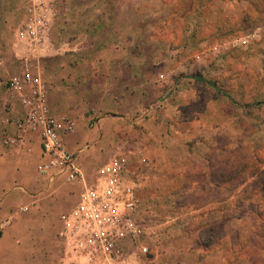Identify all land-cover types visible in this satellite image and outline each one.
<instances>
[{"label":"rangeland","instance_id":"obj_1","mask_svg":"<svg viewBox=\"0 0 264 264\" xmlns=\"http://www.w3.org/2000/svg\"><path fill=\"white\" fill-rule=\"evenodd\" d=\"M40 1L47 26L33 49L17 39L30 0H0L1 104L18 106L9 82L25 60L49 104L71 53L125 51L135 73L145 69L162 85L121 124L124 148L105 141L118 150L110 160H128L139 198L146 234L134 245L149 247L151 264H264V0ZM54 117L77 130L74 117ZM87 117L93 128L94 112ZM53 224L59 236L61 217ZM29 238L26 256L37 264ZM54 249L55 264L69 260L62 237ZM18 250L8 248L0 264H20Z\"/></svg>","mask_w":264,"mask_h":264},{"label":"crops","instance_id":"obj_2","mask_svg":"<svg viewBox=\"0 0 264 264\" xmlns=\"http://www.w3.org/2000/svg\"><path fill=\"white\" fill-rule=\"evenodd\" d=\"M116 49L114 46L99 52L71 53L70 61L57 70V80L48 88L51 113L77 120V130L64 136V143L70 153L76 154L88 184L118 151L117 147L105 144L106 139L117 140L119 147L124 148L128 142L122 141L125 128L122 131L121 124L134 122L133 117L142 112L151 94L160 91L162 86L145 69V72L135 73L128 58L127 61L123 58L127 53ZM9 109L10 106L7 108L0 102V216L12 218L0 243V256L8 248L18 250L16 245L30 236L35 255L33 262L43 264L46 260L47 264H55L54 246L62 237V231L56 236L54 217H61L77 204L83 183L70 184L61 178L42 175L38 170L40 136L38 133L20 135L15 124L21 114L19 104L13 106V112ZM89 111L97 118L93 128L88 126ZM7 138L18 145H7ZM87 142H90L88 149L84 147ZM44 244L53 250L43 249ZM22 246L18 250L20 264H30L25 252L27 247L24 243Z\"/></svg>","mask_w":264,"mask_h":264},{"label":"built area","instance_id":"obj_3","mask_svg":"<svg viewBox=\"0 0 264 264\" xmlns=\"http://www.w3.org/2000/svg\"><path fill=\"white\" fill-rule=\"evenodd\" d=\"M44 10L42 1L30 0L25 29L17 35L18 41L33 49L43 39L47 26ZM9 90L22 107L15 121L20 135L38 133L40 136L39 172L70 184L83 183L77 204L61 215L62 238L69 255L63 264H151L149 247L134 245V241L146 234V228L137 217L139 198L129 176L128 160L111 159L97 170L94 181L88 184L77 156L67 150L62 140L63 135L75 132L74 122L51 115L40 73L27 60L23 62L22 73L10 79ZM161 103L156 109L162 107ZM10 107L9 111L13 112V106ZM5 143L18 145L8 138ZM11 224L12 218L0 216V243ZM129 242L133 243L134 251L130 255L125 250Z\"/></svg>","mask_w":264,"mask_h":264},{"label":"trees","instance_id":"obj_4","mask_svg":"<svg viewBox=\"0 0 264 264\" xmlns=\"http://www.w3.org/2000/svg\"><path fill=\"white\" fill-rule=\"evenodd\" d=\"M210 83H211V82H210ZM211 85H213L214 87H216L215 83H211ZM226 96H227V95H226ZM223 182H224V180H223ZM223 182H222V183H223ZM211 237H212V236H211Z\"/></svg>","mask_w":264,"mask_h":264}]
</instances>
